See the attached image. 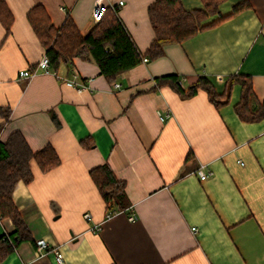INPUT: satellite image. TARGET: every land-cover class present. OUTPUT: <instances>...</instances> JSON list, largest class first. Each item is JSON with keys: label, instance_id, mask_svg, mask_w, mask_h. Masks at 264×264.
<instances>
[{"label": "crops", "instance_id": "1", "mask_svg": "<svg viewBox=\"0 0 264 264\" xmlns=\"http://www.w3.org/2000/svg\"><path fill=\"white\" fill-rule=\"evenodd\" d=\"M0 1L14 16L8 37L0 22V106L12 111L0 139L20 132L33 151L51 145L61 159L46 174L32 162L33 182L20 181L13 191L36 244L46 241L64 264H264V120H239V85L220 109L204 91L183 99L168 87L152 90L156 78L176 74L185 77V88L205 77L223 94L230 77L243 75L263 102L264 0H227L222 16L242 3L251 7L181 44H166L162 57L114 82L79 59L57 74L19 79L46 56L28 13L41 5L55 27L70 17L87 36L97 26L96 0ZM154 2L104 1L118 7L142 54L155 39L148 16ZM183 6L203 9L201 0ZM64 79L87 88L79 92ZM102 165L127 185L128 208L109 220L90 176ZM201 166L211 173L205 181L196 174ZM14 230L0 218V237ZM35 243L24 242L0 264H57L53 252L38 258Z\"/></svg>", "mask_w": 264, "mask_h": 264}, {"label": "trees", "instance_id": "2", "mask_svg": "<svg viewBox=\"0 0 264 264\" xmlns=\"http://www.w3.org/2000/svg\"><path fill=\"white\" fill-rule=\"evenodd\" d=\"M226 1L201 0L202 10L188 11L183 6V0H155L148 9L155 39L145 54H142L133 42L117 14L118 9L108 7L102 21L87 36L81 34L70 17L61 27H55L46 9L41 5L34 7L27 16L35 35L45 48L51 73L57 74L61 66H71L74 60L79 59L96 64L101 75L108 82H114L123 73L141 65L144 59L155 60L162 57L166 44H181L200 33L218 27L251 7L248 3H242L235 6L231 14L222 16L220 7ZM211 17L217 19L208 23ZM0 22L8 37L14 24V16L4 1H0ZM184 82V76L167 75L156 78L152 90L159 91L168 87L183 99H191L199 91H204L215 108L220 109L230 103L232 90L234 86L239 85L241 98L234 108L239 120L244 123L264 120V101L257 100L252 79L248 76L230 77L223 94H218L213 84L205 77H199L187 88L183 86ZM11 114L8 106H0V137L3 128L10 121ZM190 158H193L192 154ZM32 162H36L41 172L46 174L58 168L61 159L51 145L40 151H33L20 132H13L6 141L0 139V218L10 219L15 228L11 234L0 237V263L24 242L35 243L26 221L13 201L16 185L20 181L29 185L34 180ZM90 176L107 211L118 212L128 208L127 185L118 180L108 165L93 169Z\"/></svg>", "mask_w": 264, "mask_h": 264}, {"label": "built area", "instance_id": "3", "mask_svg": "<svg viewBox=\"0 0 264 264\" xmlns=\"http://www.w3.org/2000/svg\"><path fill=\"white\" fill-rule=\"evenodd\" d=\"M104 1L105 0H96L95 1V6L93 9V19L94 21L98 24L102 21L104 14L106 12V9L108 7H105L104 5ZM124 4L121 2L119 4V7L123 6ZM111 8L114 9H118V7L112 6ZM148 59H144L143 63H147ZM50 64H49V60L48 58L45 56L33 69L30 68L26 71H22L19 74V79L20 80H25V81H30L33 78H35L36 76L40 75V74H50ZM58 77V76H57ZM60 78V77H59ZM65 82L70 85L73 86L75 88H78L79 92L84 91L87 87L84 85H78L75 81H70V80H66L64 79ZM114 87L116 89L120 88L119 84H114ZM166 118H169V116H166ZM166 118H163V120H166ZM197 176L199 177V179L201 181H205L207 180L210 176L211 173L206 171V167L205 166H201L200 169L196 172ZM119 212H110L107 211V215H106V220L111 219L112 217H114L116 214H118ZM84 219L86 221H90L92 219V215L90 213H86L84 215ZM129 220L130 221H136L137 217L135 215H130L129 216ZM101 231V225L95 226L92 228V232L93 233H99ZM193 232H196V229H193ZM36 252H37V256L38 258H42L44 256H46L48 253L53 252L55 255V260L57 264H64V257L61 254L60 251L55 250V249H51V247L49 246V244L44 241L41 240L39 242H37L36 244Z\"/></svg>", "mask_w": 264, "mask_h": 264}]
</instances>
